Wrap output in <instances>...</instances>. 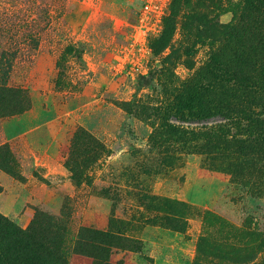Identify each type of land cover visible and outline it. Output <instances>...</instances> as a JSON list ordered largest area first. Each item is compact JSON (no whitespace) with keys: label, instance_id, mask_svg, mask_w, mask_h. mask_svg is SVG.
<instances>
[{"label":"rangeland","instance_id":"obj_1","mask_svg":"<svg viewBox=\"0 0 264 264\" xmlns=\"http://www.w3.org/2000/svg\"><path fill=\"white\" fill-rule=\"evenodd\" d=\"M238 1L0 0V264H264V0Z\"/></svg>","mask_w":264,"mask_h":264},{"label":"trees","instance_id":"obj_2","mask_svg":"<svg viewBox=\"0 0 264 264\" xmlns=\"http://www.w3.org/2000/svg\"><path fill=\"white\" fill-rule=\"evenodd\" d=\"M260 1L261 0H239L237 3L233 4L228 9V11H233L235 16H236V10H239L240 8L244 9V8L252 7ZM210 22H211L212 26L219 24L218 20L216 21L215 19H213L212 21H209L208 23H210ZM223 34H224V36L239 42V49L235 52V58L236 59L243 58L245 55V52H244L243 46H242L240 41L243 39L244 33L240 29H238L237 27H233L231 25H224L223 26ZM80 234H79V237H81V238H79L80 239L79 241H82V238L84 236L82 237V235H80ZM111 240H112V238L108 234H104V233L94 234V237L87 239L89 246L88 245L86 246V249H87L86 251H88V252L82 251V253L84 255L89 254L88 256L95 257L93 255L95 252H92V251L98 250V249L103 250V248H107V246L110 245ZM128 243L132 246V249L135 251L136 250L142 251L145 248L144 243H142L141 241L135 240L134 242L129 241ZM89 249H91L92 251H90ZM106 250L107 249H104L103 253H105ZM90 252H92V253H90ZM95 259H97V258H95ZM102 260H105V259L102 258ZM104 263L106 264L108 262H104Z\"/></svg>","mask_w":264,"mask_h":264},{"label":"crops","instance_id":"obj_3","mask_svg":"<svg viewBox=\"0 0 264 264\" xmlns=\"http://www.w3.org/2000/svg\"><path fill=\"white\" fill-rule=\"evenodd\" d=\"M30 115L31 114H26V115L22 116L20 119H16V120L12 121V122H15L16 125H15V127H13V125L10 126V131L12 132V133L8 132V134H11L9 136L10 139H13V138H15V137H17L23 133H27L29 131L34 130L38 127V125H40L42 123L41 121H37V120L34 122H30V123L26 122V121H28Z\"/></svg>","mask_w":264,"mask_h":264}]
</instances>
